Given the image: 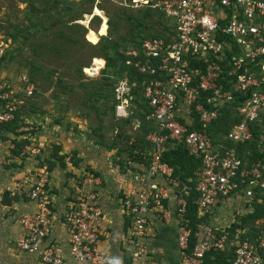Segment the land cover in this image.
Instances as JSON below:
<instances>
[{
    "label": "built area",
    "instance_id": "obj_1",
    "mask_svg": "<svg viewBox=\"0 0 264 264\" xmlns=\"http://www.w3.org/2000/svg\"><path fill=\"white\" fill-rule=\"evenodd\" d=\"M123 1L132 10L160 14L165 34L147 37L127 53L125 68H132L134 77L125 70L111 93L117 118L126 119L136 108L149 123L148 158L137 171L127 172L132 179L120 200L129 224L127 262L122 264H154L143 245L149 219L171 213L179 264H203L209 252L232 254L229 264H264V0ZM223 110H230L235 121L225 133L214 134L210 126ZM3 113L0 123L12 119ZM178 146L201 162L190 180L193 187L173 178L164 162V155ZM39 153V146L30 144L5 164ZM99 181L90 176L74 188L63 217L66 259L60 245L47 243L53 208L47 167L16 180L12 196L24 195L34 210L19 217L23 235L9 245L43 264H106L97 249L103 217ZM191 192L194 227L187 215ZM224 205H233L237 215L225 228H216L208 222L213 210Z\"/></svg>",
    "mask_w": 264,
    "mask_h": 264
},
{
    "label": "rangeland",
    "instance_id": "obj_2",
    "mask_svg": "<svg viewBox=\"0 0 264 264\" xmlns=\"http://www.w3.org/2000/svg\"><path fill=\"white\" fill-rule=\"evenodd\" d=\"M164 23L158 13L132 10L123 0H0V111L12 117L0 123L2 154L44 139L37 158L70 148L61 167H78L85 157L137 171L150 150L145 121L136 108L127 119L116 117L110 97L118 77L103 56L105 50L111 59L114 51L126 56L141 40L164 35ZM122 179L125 189L132 178L126 171ZM224 207L208 223L228 226L237 214L233 205Z\"/></svg>",
    "mask_w": 264,
    "mask_h": 264
},
{
    "label": "crops",
    "instance_id": "obj_3",
    "mask_svg": "<svg viewBox=\"0 0 264 264\" xmlns=\"http://www.w3.org/2000/svg\"><path fill=\"white\" fill-rule=\"evenodd\" d=\"M40 141H42V144L47 142L44 139H40ZM42 144H39V146L43 148ZM0 149L3 150L2 147ZM67 149L70 148L62 147L57 156L45 151V155L40 158L30 157L21 162L14 160L12 166L2 167L0 164V264H43L36 255L18 251L14 246L9 245L8 242L23 235V230L18 222L19 217L34 210V206L27 202L24 195L12 196L13 183L25 174L35 171L44 165L47 167L48 189L53 206L52 232L48 237L47 243L54 242L60 245L63 250V256L69 259L67 233L63 225V217L72 206L74 184H77L88 173L94 174L100 180L96 190L100 195V205L103 211V217L99 221L101 236L97 249L99 253L106 257V264L127 262L125 236L128 232L129 224L121 212L120 200L125 187L122 174L132 170L125 169L120 171L121 166L118 168L109 165L107 162L105 164L100 161L94 163V160L86 161L87 158L83 157L81 152L77 156L80 160L83 157L84 160L82 159L79 162L78 167L74 165L61 167L58 160H60L61 156L66 157V160L68 159L66 156L68 155ZM75 149L77 151L80 150L78 147ZM2 150L0 151V162H2L1 158L4 156L3 159H8L16 155L15 151H13V155L2 154ZM83 154L85 153L83 152ZM42 161L44 164L40 163ZM46 163L50 165V169ZM86 168H89L90 171H86ZM149 225V235L143 243L148 251L149 261L154 264H179L180 254L177 246V231L172 213L169 218L150 217ZM73 264L80 263L73 262Z\"/></svg>",
    "mask_w": 264,
    "mask_h": 264
},
{
    "label": "trees",
    "instance_id": "obj_4",
    "mask_svg": "<svg viewBox=\"0 0 264 264\" xmlns=\"http://www.w3.org/2000/svg\"><path fill=\"white\" fill-rule=\"evenodd\" d=\"M144 11L153 12L151 10H144ZM153 14H155V12H153ZM158 18H160V17H158ZM157 25H159V24H157ZM162 27H164V25ZM105 51H106V53H105L106 57L103 56V58L106 61V67L113 66V73L116 74L118 78L121 77V75L123 74L122 73L124 71L123 69L128 70L130 72L133 71L132 68L128 69V68H125V66H124V68H122V71L120 69H117V67L120 66V64H121V66L124 65V60L126 57L123 54H119L118 56H115V51H114L112 56L114 55L115 58L111 59L108 56L109 54L107 55V50H105ZM114 66H116V67H114ZM132 76H133V73L131 72V78H132ZM110 98H112V97H110ZM144 110L146 112L147 107H145ZM138 116H140V118H142L144 116V114L139 112ZM234 121H235V119L231 117L230 110H223L222 115L216 121H214L212 123V125L210 126V130L212 132H214V134L218 133V132L225 133L229 129L231 123ZM144 123L146 125V129H145V134H146L147 130L149 129V123H147L146 121ZM198 127H199V125H196V128H198ZM164 162L169 167L172 168L173 178H176L183 185H187L188 187H193V184L190 182V180H192L194 178L195 172L200 168V164H201L200 160H197V159H194V158L188 156L187 151L184 149V147L178 146V147H176V149L169 151L164 155ZM94 176L96 177L97 175H94ZM194 198H195V195H194V193L191 192L190 196L188 197L187 215H188V218H190V220H191L190 225L192 227H194V224L197 222V220L194 216V211H195V206L193 204ZM254 217H255L254 215L248 216L247 220H250ZM192 245H193V241L191 240L190 246L192 247ZM231 258H232V254L227 253V252L226 253L209 252V253L205 254V256L203 258V264H229L227 262V259H231Z\"/></svg>",
    "mask_w": 264,
    "mask_h": 264
}]
</instances>
